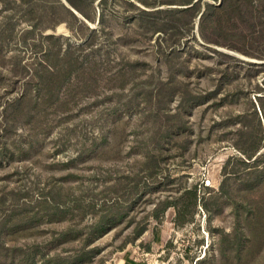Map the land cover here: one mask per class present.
Masks as SVG:
<instances>
[{"label": "rangeland", "instance_id": "rangeland-1", "mask_svg": "<svg viewBox=\"0 0 264 264\" xmlns=\"http://www.w3.org/2000/svg\"><path fill=\"white\" fill-rule=\"evenodd\" d=\"M74 1L98 32L84 74L38 88L42 55L89 31L0 0V242L74 257L107 215L82 264H264V59L240 51L264 48V0Z\"/></svg>", "mask_w": 264, "mask_h": 264}, {"label": "trees", "instance_id": "trees-1", "mask_svg": "<svg viewBox=\"0 0 264 264\" xmlns=\"http://www.w3.org/2000/svg\"><path fill=\"white\" fill-rule=\"evenodd\" d=\"M59 3H61L62 7L67 11V13L76 18L77 20H79L83 25H85V27L88 29L89 31V35L84 39L83 43L80 45L74 44V43H68L65 46V50L64 52H62V44H58L57 47L59 46V48L57 49L56 52H46L44 55H42V60L40 62H38V65H40L41 67H43L44 71L43 73L36 75L34 73L28 78L32 79V82H26L27 85H29V83H35V86H38L39 88V83H42L41 80H43L42 85H44L45 87H49L46 86L48 84L49 81H55V79L57 80V83L62 84L64 82V80L66 79V77L70 76V75H75L76 77H79L81 75L84 74L83 68H81L83 66L81 60H80V54L78 52L82 51L79 49H83L82 47H87L89 45L93 44V37L98 33L94 30L91 29L90 25L88 24V22H86L83 18L79 17L73 10L72 8H74L75 10H77L86 20L90 19L83 11V9L80 7V5L78 3H76L74 0H66L68 5L64 2H60L61 0H57ZM146 5H148L149 7H155L156 4L155 3H149V2H144ZM191 3V2H189ZM227 3L228 6L230 4L233 3V6H235L236 8L239 7L238 0H222L220 6H216L213 4L209 5L208 9H214L215 11H221L222 9H224L225 7H227ZM196 5L193 4V6H191L190 8L194 7ZM72 8H71V7ZM238 6V7H237ZM239 9V8H238ZM190 11V9H189ZM207 9L205 10V12L202 15L206 14ZM203 17V16H202ZM101 18V16H100ZM89 21V20H88ZM101 22V21H100ZM49 39L54 40L55 42H60L64 37H60V36H56L55 34H50L48 36ZM64 47V46H63ZM243 53H245L246 55L249 56H254L260 59H264V48L261 49L258 52H249V51H245V50H241ZM77 53V54H76ZM55 54V56H53ZM52 58L57 59L60 62V68L55 67L56 66V62L53 63V61H51V57ZM60 55H63L62 57H60ZM53 60V59H52ZM66 65V66H65ZM25 68V67H23ZM29 70H31V67H28ZM26 70V69H24ZM37 79V80H36ZM40 79V80H38ZM39 81L38 83H36V81ZM35 81V82H34ZM95 81V79H94ZM31 94L29 93V91H24L19 97H16L13 101L9 102V107H14L16 110L22 109V108H27L30 109V105L32 103L33 97L31 96ZM53 104H57V101H53L51 103H49V105H53ZM29 105V106H28ZM67 208L65 207V204L61 201H54V211L52 212V215L50 217L51 221H60V220H65L66 219V214H67ZM51 214V213H50ZM180 214V211H179ZM181 216V215H179ZM111 219H107V215H101L99 218H97L90 226L89 228L91 229L90 232H88V237L84 243V247L80 250V252H78V254H76L74 257H70V256H63L60 255L59 253H56L54 255H51L50 253L47 254H43L42 256L39 257V259L36 256L35 252H29L26 250H23V248H18V247H11V246H6V244H2L0 242V264H82L83 262H85L84 260H86V257L91 254V249H86L88 244H91L95 239L96 236H99L103 233H105L109 228H111L113 225H111L112 223H110ZM1 223V222H0ZM1 225V224H0ZM65 232H62V236L59 238H56L57 242H62L60 240H63L66 236H65ZM83 234V233H80ZM230 236V234H225L224 236H222V240L225 241L226 237ZM90 260V259H88Z\"/></svg>", "mask_w": 264, "mask_h": 264}, {"label": "water", "instance_id": "water-1", "mask_svg": "<svg viewBox=\"0 0 264 264\" xmlns=\"http://www.w3.org/2000/svg\"><path fill=\"white\" fill-rule=\"evenodd\" d=\"M65 1V3L68 5V3H67V1L66 0H64ZM71 7V6H70ZM72 8V7H71ZM72 10L79 16V17H81V18H83L86 22H88V24L90 25V23H89V21L88 20H86L77 10H75L74 8H72ZM237 55H239V54H237ZM240 56V55H239ZM242 57V56H241Z\"/></svg>", "mask_w": 264, "mask_h": 264}]
</instances>
